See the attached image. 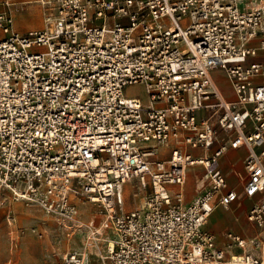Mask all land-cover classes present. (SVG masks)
Listing matches in <instances>:
<instances>
[{"label":"built area","instance_id":"obj_1","mask_svg":"<svg viewBox=\"0 0 264 264\" xmlns=\"http://www.w3.org/2000/svg\"><path fill=\"white\" fill-rule=\"evenodd\" d=\"M36 2L44 25L26 34L15 28L14 4H0V189L85 232L84 249L63 264H264V84L256 82L264 64L249 62L264 50V3ZM217 70L235 101L222 95ZM135 85L146 101L126 94ZM221 130L232 138L210 154ZM242 147L248 178L239 192L220 159ZM195 166L205 170L202 192L186 204ZM135 181L152 192L127 211L124 186ZM258 195L247 214L257 234L229 232L220 246L205 229L214 211ZM81 202L97 205L102 221L84 224Z\"/></svg>","mask_w":264,"mask_h":264},{"label":"rangeland","instance_id":"obj_2","mask_svg":"<svg viewBox=\"0 0 264 264\" xmlns=\"http://www.w3.org/2000/svg\"><path fill=\"white\" fill-rule=\"evenodd\" d=\"M2 3L3 1L0 2ZM17 20L21 28L32 29L41 25V14L38 8L31 7L22 10ZM126 94L144 101L147 98L146 91L141 85L128 88ZM197 170L201 177L202 168ZM197 181L195 178L188 181L187 187L192 195L198 194ZM151 192L150 184L145 192L140 188L138 181L127 183L124 186L125 209L133 211L141 208L144 198ZM80 209L81 221L84 224L91 220L102 221L97 205L81 202ZM219 217L224 218L222 215ZM233 220L228 225L224 222L217 224L214 217L212 220L209 219L206 225V229L215 234L219 244L225 248L229 245L227 233L230 228L250 223L247 214L240 210L236 211ZM221 238L224 242H221ZM85 242L86 236L82 229H76L70 224L64 226L56 218L48 216L36 204L17 200L12 192L0 189V264H63V257L69 252L83 250ZM93 258L95 261L98 260L96 257Z\"/></svg>","mask_w":264,"mask_h":264},{"label":"crops","instance_id":"obj_3","mask_svg":"<svg viewBox=\"0 0 264 264\" xmlns=\"http://www.w3.org/2000/svg\"><path fill=\"white\" fill-rule=\"evenodd\" d=\"M2 1L3 2L10 1L14 4L15 28L18 32H20L22 34H26L29 31L39 30V29L43 28V25H44L43 10H42V7L40 6V4H38L36 2V0H0V2H2ZM252 3H253L252 4L253 6H257V5L263 4L264 0H253ZM31 7L38 8V10L41 14V25L39 27H35L32 29L21 28L18 25L17 16L22 12V10H27L28 8H31ZM262 39L263 38H259L255 41H253L251 43V46L252 47H259ZM249 62L264 64V50H259L258 55L250 58ZM212 75H213V78L215 79L222 95L227 100L235 101L236 100V94L234 93L225 72H223L221 70H217V71L213 72ZM217 77L219 80L217 79ZM224 80H226V82ZM256 82L264 84V77H259L256 80ZM204 114H205L204 112L200 113L199 117H202ZM231 138H232V134L221 130L219 132V141L216 142V144L212 147V149L210 150V154L214 153L222 145L227 144ZM172 148L173 147L170 146L168 148L162 149L160 156H159L160 159H168L170 157ZM190 153L196 157L201 156L203 154L202 150H190ZM248 154H249L248 150L244 147L239 148V149L228 148L227 151L225 152V154L220 159V165H221V168H222V170H223V172L227 178L229 186L232 189H235L239 192H241L243 190L244 184L248 178L246 170H245V160L248 157ZM197 168H202V170H203V175L201 177H199L200 173L197 170ZM204 174H205V170L202 166H195V167H191L190 169L188 168L186 184H185L186 204L192 203L196 199V197H198L200 195V193L202 192L200 190V185H201L200 183H201V179L204 176ZM194 178L198 180L197 182L199 184V186L197 187V190H198L197 195H192L191 191L187 187L188 181L190 179H194ZM260 199H261V195H258L253 199L244 200L241 205L239 203H234L232 205L231 210H226L222 207H218L214 211L212 216L210 217V220H212V218L215 217L217 224H220V222H224L226 225H228L230 222L234 221L233 217H234V214L236 213V211L240 210L242 213L248 214V211L257 202H259ZM220 215H222L224 218L220 219V217H219ZM228 216H230V217H228ZM230 218H232V219L230 220ZM250 223L249 224L247 223L245 225H241V227L240 226H237V227L233 226L232 228H230L229 232L239 234L242 237L247 238V239L251 238L257 234L258 230L253 223H251V224ZM205 229H206V227H205ZM207 231H209V230H207ZM221 242H224L223 238H221ZM227 242L229 243L228 238H227ZM218 244H219V242H218ZM219 245L224 247L221 244H219ZM236 251L241 252V250H236ZM95 262H99V260L95 261V259H93L91 264H94ZM99 264H101V263L99 262Z\"/></svg>","mask_w":264,"mask_h":264},{"label":"bare ground","instance_id":"obj_4","mask_svg":"<svg viewBox=\"0 0 264 264\" xmlns=\"http://www.w3.org/2000/svg\"><path fill=\"white\" fill-rule=\"evenodd\" d=\"M217 79H218V77H217ZM218 80H219V79H218ZM224 81L226 82V80H224ZM220 82H221V81H220ZM222 82H223V81H222ZM225 82H224V83H225ZM130 88H131V87H130ZM189 169H190V168H189ZM144 199H145V198H144Z\"/></svg>","mask_w":264,"mask_h":264}]
</instances>
